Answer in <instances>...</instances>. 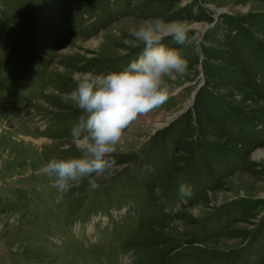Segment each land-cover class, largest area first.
I'll use <instances>...</instances> for the list:
<instances>
[{
    "label": "rangeland",
    "instance_id": "rangeland-1",
    "mask_svg": "<svg viewBox=\"0 0 264 264\" xmlns=\"http://www.w3.org/2000/svg\"><path fill=\"white\" fill-rule=\"evenodd\" d=\"M153 18L188 28L163 41L187 71L99 188L59 193L40 169L79 155L74 77L126 68ZM0 264H264V0H0Z\"/></svg>",
    "mask_w": 264,
    "mask_h": 264
},
{
    "label": "clouds",
    "instance_id": "clouds-1",
    "mask_svg": "<svg viewBox=\"0 0 264 264\" xmlns=\"http://www.w3.org/2000/svg\"><path fill=\"white\" fill-rule=\"evenodd\" d=\"M128 32L143 45L138 58L118 72L78 74L75 88L66 94L82 112L71 129V141L79 155L53 157L40 169L61 194L78 187L85 178L91 190L99 188L93 177L110 174L115 162L108 157L115 152L124 130L138 116L167 101L166 76L187 71L188 61L180 50L163 42L170 37L176 44H190L189 30L183 22L153 18L130 27ZM179 192L187 195L189 189L181 183Z\"/></svg>",
    "mask_w": 264,
    "mask_h": 264
}]
</instances>
